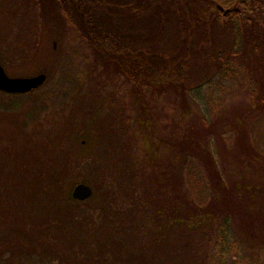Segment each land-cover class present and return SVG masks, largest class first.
<instances>
[{
  "label": "rangeland",
  "instance_id": "rangeland-1",
  "mask_svg": "<svg viewBox=\"0 0 264 264\" xmlns=\"http://www.w3.org/2000/svg\"><path fill=\"white\" fill-rule=\"evenodd\" d=\"M146 1L130 0L122 14L111 11L109 0L87 8L143 48L152 82L141 72L129 79L107 61L67 25L54 1L0 0V65L9 77L47 78L33 95L0 98V212L40 228L37 247L55 264H219L223 209L230 215L224 264H264V50L248 49L225 76L205 57H186L180 43L169 46L168 31L153 39L155 30L144 24H157L151 18L167 1ZM216 39L221 49L232 42L223 34ZM204 40L196 44L205 48ZM121 51L126 62L136 58L134 50ZM163 58L169 70L159 67ZM178 71L185 73L184 90ZM160 73L168 78L154 79ZM36 99L42 100L35 105ZM201 150L219 191L228 189L219 199L233 201L213 207L215 218L195 231L168 228L151 202L177 201V174L187 154ZM48 180H58L57 189ZM36 183L49 189L45 201ZM78 183L92 189V202L66 204L72 212L56 214ZM146 184L157 196H147Z\"/></svg>",
  "mask_w": 264,
  "mask_h": 264
},
{
  "label": "trees",
  "instance_id": "trees-1",
  "mask_svg": "<svg viewBox=\"0 0 264 264\" xmlns=\"http://www.w3.org/2000/svg\"><path fill=\"white\" fill-rule=\"evenodd\" d=\"M53 1L56 6H58L61 16L70 24L67 25L72 28L77 35L82 36L87 44L89 43L92 47L94 45L95 49L101 52V55L107 61L117 63L119 68L129 79L134 78L133 73L137 72V75L140 76L141 72V80L152 82L153 79H150L151 76L149 74L152 73L153 70L147 59V54L142 52L138 55V58H134L129 62L121 61V59H123V57L120 56L123 55V51L121 50H134L133 52L135 53L140 49H136L137 47L132 39H130L129 35L125 36L118 31L120 27L112 24L111 27L106 26V24H109L107 15H93L87 8V0H76L77 4L80 6V9L76 12L71 8L73 0H52V2ZM66 1L69 3V6ZM129 1L130 0H109L111 6L109 5L108 7L112 8V12L122 14L120 10L128 8ZM166 1V9H157L159 14L156 16L153 14L154 20L151 18V21H155L157 24L144 25H148L150 28L149 32L153 29L155 30L153 34L157 36L153 39L159 38L160 35L168 31V34L172 37L169 46L175 49V47L178 48L177 45L180 43L179 50L183 51L186 57L195 55L193 61H199L205 57L207 58L206 61L209 66L214 67L217 65L219 70L227 76L231 67L238 62V58L248 49L251 48L254 52L264 50V0ZM98 2H100V0H98ZM143 4L147 5V1L144 0ZM169 6H171V8H169ZM217 6H220L223 10L230 9L232 11L227 15H223V13L217 9ZM235 9H238V11H234ZM219 34L229 36L232 40L230 45L222 47L221 49V45L217 43L218 41L216 42V35ZM178 37L181 38L178 40ZM197 39H205L204 41H206L208 46L203 48V46L197 45ZM258 40H261L260 43L263 41L261 45H258ZM92 42L94 44H92ZM22 48H24V46H22ZM141 49L143 50V48ZM205 52H207L208 55H206ZM125 58L126 56H124V60ZM179 61L180 59H178V62ZM168 64L169 62L167 60L164 61L163 58L159 63V67L169 70ZM237 65L239 66L238 68L241 67L238 63ZM155 75L154 79L157 77L160 78V81H165L168 78L167 73L165 75L160 73L159 77L157 74ZM173 75L179 80V84H182V89H186L187 86L183 83L185 80V73L178 71L176 75ZM136 78L138 77L136 76ZM199 88L200 85L190 87L191 91L199 90ZM35 92L34 90L28 94L33 95ZM10 97L0 94V98ZM47 97L51 98L53 96L49 93ZM40 100L42 99H38L35 105L38 104ZM207 126L208 125L205 123V128ZM198 153L200 154L189 152L186 156V162L184 166H182V168H184L182 175H180L179 172L177 174V180H181L182 189H179L181 192H178L177 195L174 194L173 200L176 199L177 201L171 203L174 204L173 206L170 204L167 207H161L159 200L158 202L156 201L157 197L155 198L153 196L155 193V196H157V190L154 188V191H151L152 187L149 186V184H146L144 188L147 196L154 197V202H151L154 206L152 210L154 211L153 216L157 217L158 221L161 219V221H165L168 228H172L175 225L176 228L184 227L189 232L195 231L201 226H207L212 222L213 218H215V214L218 212L216 208L212 209L213 207L217 205L225 207L229 201H233L228 198L224 200L219 199V197L226 196L225 192H227L228 189L224 188L223 193L219 191L216 183L218 177L215 170L210 167L211 158L203 159L206 153L204 150ZM177 170L179 171V169ZM48 181L54 183L52 188L56 187L57 189L58 180ZM36 186L37 191L40 196L43 197L42 199L44 201L45 198H49L48 195H50V192L45 184L36 183ZM252 189H255V187H252ZM215 190L217 192L214 193ZM242 190L250 192L247 188ZM183 192H186L187 197L193 203V208L182 200L185 196L182 195ZM92 199L93 197L90 200L78 202L71 198V193H66L62 198L65 205L62 203L61 209L59 208L56 214L65 216L66 214H64V212H72L70 208L66 207V204L70 206L86 205L88 202H92ZM146 200L149 205L150 200L148 198ZM53 201H55L54 198ZM44 203L45 202H42V206ZM92 205L96 209L97 205L93 203ZM103 207L104 206L101 205L100 209H103ZM2 211L3 212H0V264H55V256H53V254L37 247L39 245H37L38 242L36 238L39 233L38 229L40 228L36 229L25 221L21 223L17 214L9 213L4 210ZM14 212L17 213L18 211ZM220 212H222V214L218 213V216H221L222 221L218 232L219 249L217 255L220 261L219 264H224L230 254L228 246L230 215L223 209ZM48 213L55 214V208H51ZM48 219L49 218H47V220ZM93 223L94 222L90 220L86 221L85 225L92 226Z\"/></svg>",
  "mask_w": 264,
  "mask_h": 264
},
{
  "label": "water",
  "instance_id": "water-1",
  "mask_svg": "<svg viewBox=\"0 0 264 264\" xmlns=\"http://www.w3.org/2000/svg\"><path fill=\"white\" fill-rule=\"evenodd\" d=\"M217 9L223 15L229 14L232 10H223L220 6ZM234 11H238L235 9ZM46 75L38 74L32 77H9L0 65V94L7 96L25 95L39 89L46 82ZM92 189L84 183L76 184L71 191V198L78 202H84L92 197Z\"/></svg>",
  "mask_w": 264,
  "mask_h": 264
},
{
  "label": "flooded vegetation",
  "instance_id": "flooded-vegetation-1",
  "mask_svg": "<svg viewBox=\"0 0 264 264\" xmlns=\"http://www.w3.org/2000/svg\"><path fill=\"white\" fill-rule=\"evenodd\" d=\"M93 1L94 0H87L86 2H87V6H90L91 4H93ZM92 2V3H91ZM66 3H67V1H66ZM67 5L69 6V3H67ZM71 8H72V10H74L75 12L76 11H78L79 9H80V6L77 4V2H76V0H73V4L71 5ZM136 47H137V45H136ZM141 49L139 50V51H136L135 53H136V58H138V53H141ZM120 56H122L123 57V59H121V61L123 62H125L126 60H124V56L123 55H120Z\"/></svg>",
  "mask_w": 264,
  "mask_h": 264
}]
</instances>
